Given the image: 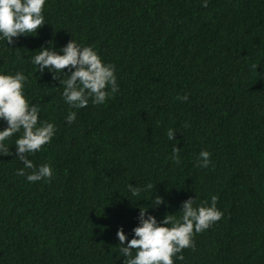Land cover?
Instances as JSON below:
<instances>
[{
  "label": "trees",
  "instance_id": "1",
  "mask_svg": "<svg viewBox=\"0 0 264 264\" xmlns=\"http://www.w3.org/2000/svg\"><path fill=\"white\" fill-rule=\"evenodd\" d=\"M201 3L45 0L35 34L0 40V72H23L26 99L55 125L28 156L51 164L50 180L15 173L19 133L0 156V264H123L116 231L131 238L140 207L159 221L213 194L221 218L174 264H264V0ZM71 39L115 65L118 91L105 103L70 108L63 83L31 63L42 45ZM129 183L152 187L131 197ZM154 195L165 202L153 206Z\"/></svg>",
  "mask_w": 264,
  "mask_h": 264
},
{
  "label": "clouds",
  "instance_id": "2",
  "mask_svg": "<svg viewBox=\"0 0 264 264\" xmlns=\"http://www.w3.org/2000/svg\"><path fill=\"white\" fill-rule=\"evenodd\" d=\"M207 4L208 0H202V7H207ZM44 5L45 0H0V40L11 45L15 37L35 34L45 23L42 13ZM31 63L40 73L47 70L59 83H63L61 95L70 108L86 107L89 102L93 105L103 104L118 91L115 65L104 62L93 46L83 45L75 39L59 49L42 45L38 53L31 57ZM64 75L67 78L61 81ZM27 81L28 77L21 71L0 72V120L6 122V126L0 128V156L11 155L6 141L19 133L14 141L15 158L22 162L23 167L16 169L15 173L29 182L50 180L53 176L51 164L35 165L28 156L50 142L55 134V125L39 120V107L30 104L24 94ZM75 117L76 112L69 111L65 119L71 124ZM176 131L168 128L167 138L173 140ZM210 155L209 151L201 150L198 166L206 168ZM170 159L176 164L181 162L176 144L172 147ZM126 187L131 197H139L152 185L141 188L129 183ZM217 199L213 194L210 203L196 204L195 199L189 197L181 202L179 216L165 214L159 221L149 212V206L140 207L138 223L131 230V238H128L122 226L116 231L120 245L118 252L124 257L123 264H174V258L183 260L182 250L195 247L194 234L208 229L221 218L223 213L217 207ZM164 202L160 195H154L151 200L153 206Z\"/></svg>",
  "mask_w": 264,
  "mask_h": 264
}]
</instances>
